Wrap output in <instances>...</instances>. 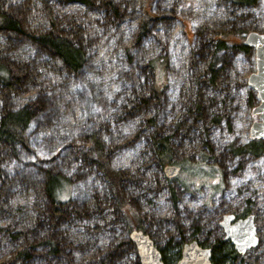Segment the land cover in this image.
Wrapping results in <instances>:
<instances>
[{
	"label": "rangeland",
	"instance_id": "obj_1",
	"mask_svg": "<svg viewBox=\"0 0 264 264\" xmlns=\"http://www.w3.org/2000/svg\"><path fill=\"white\" fill-rule=\"evenodd\" d=\"M0 10L29 35L50 32L84 52L73 72L29 35L0 31L13 84L0 81V118L22 106L32 114L26 145L0 150V264L139 263L113 187L87 159L93 136L157 248L210 246L224 238L223 215L251 214L258 243L234 264H264V137L257 155L236 152L258 120L255 47L215 48L222 32L244 44L264 34V0H0ZM163 137L179 168L170 178L152 142ZM46 171L73 182L56 213L37 191Z\"/></svg>",
	"mask_w": 264,
	"mask_h": 264
},
{
	"label": "trees",
	"instance_id": "obj_2",
	"mask_svg": "<svg viewBox=\"0 0 264 264\" xmlns=\"http://www.w3.org/2000/svg\"><path fill=\"white\" fill-rule=\"evenodd\" d=\"M232 1L240 5H247L253 3L255 0ZM145 25L144 21V26ZM0 31H12L21 35H29L23 28V24L20 19L7 15L1 10ZM29 36L37 43L48 47L52 51L54 59L58 61L61 66L72 70L73 72H76L81 67L84 61V52L80 47L73 45L67 38L53 35L50 32L30 34ZM229 43L243 50H247L249 48V46L244 44L242 36L238 37L237 35L228 32H222L219 36H217L215 48L216 50L225 49ZM0 81L4 83L5 90L13 88V84L9 80V72L1 63ZM157 84H159L158 81ZM31 116V110L27 106L10 109L3 114L0 118V150L4 144H7L11 147L13 154L17 155L18 145H26L27 143L25 132L30 123ZM152 142L156 147L160 165L164 166L170 161L171 157L168 138H152ZM89 146L91 150L88 153L89 157H87V159L93 164H96L111 183L117 207L120 209L123 217L125 218L128 232L132 229H143L136 213L123 199L120 189V171L113 168L108 162L102 143L97 139V137L93 136L92 140H90ZM260 151L261 143L258 139L254 138L250 139V142L247 145L236 149V152H251L256 155ZM37 186L39 196L46 200L47 207L54 213L59 212V208L61 206L69 204L74 197L73 182L71 179L58 172L46 171L43 180ZM1 190L0 193L3 192ZM45 241L49 244L50 250L53 253L58 252V248L54 240L52 241L48 239ZM167 244H169V242ZM200 245L203 246L204 244L200 243ZM168 246L169 245L163 246L158 249L161 252L164 264H174L180 257V250L169 252L167 250L169 249ZM208 247L211 248V261L213 264H234V259L238 255V252H236L232 245L227 241L217 239ZM17 255L21 256L22 259L27 260L31 257V252L28 251L27 248H23L17 252Z\"/></svg>",
	"mask_w": 264,
	"mask_h": 264
},
{
	"label": "water",
	"instance_id": "obj_3",
	"mask_svg": "<svg viewBox=\"0 0 264 264\" xmlns=\"http://www.w3.org/2000/svg\"><path fill=\"white\" fill-rule=\"evenodd\" d=\"M245 44L255 47L256 72L248 77V83L257 91L259 103L252 109V114L257 115L258 120L252 123L250 135L252 138L264 137V34L250 32L245 39ZM167 177L177 174L179 168L173 163L163 166ZM233 213L223 215L220 222L224 225V239H229L234 249L239 254L245 253L258 243L254 225V217L251 214L236 220L230 224ZM129 237L136 247L139 264H164L160 250L152 239L142 229H132ZM174 264H213L211 261V248L201 246L196 240L183 245L179 259Z\"/></svg>",
	"mask_w": 264,
	"mask_h": 264
},
{
	"label": "flooded vegetation",
	"instance_id": "obj_4",
	"mask_svg": "<svg viewBox=\"0 0 264 264\" xmlns=\"http://www.w3.org/2000/svg\"><path fill=\"white\" fill-rule=\"evenodd\" d=\"M234 214V217L231 219V221H230V224L231 223H233V222H235L236 220H238V219H241V218H243L245 215L244 214H242V215H236L235 213H233ZM220 224V223H219ZM220 227L223 229V227H224V225H221L220 224ZM223 232H224V230H223ZM223 240H225V241H227L229 244H231L232 245V243L229 241V239H224V238H222ZM200 244V243H199ZM202 246V245H201ZM203 247H206V246H203ZM232 247H233V245H232ZM233 249H234V247H233ZM235 250V249H234ZM181 253V252H180Z\"/></svg>",
	"mask_w": 264,
	"mask_h": 264
}]
</instances>
